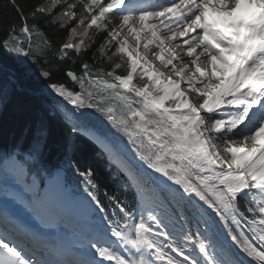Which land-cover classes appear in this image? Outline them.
<instances>
[{
  "label": "snow or ice",
  "instance_id": "6c2138e0",
  "mask_svg": "<svg viewBox=\"0 0 264 264\" xmlns=\"http://www.w3.org/2000/svg\"><path fill=\"white\" fill-rule=\"evenodd\" d=\"M0 50L68 127L56 164L45 116L0 149V264H264V0H0ZM29 71L0 66V111ZM77 134L122 190L73 159Z\"/></svg>",
  "mask_w": 264,
  "mask_h": 264
},
{
  "label": "trees",
  "instance_id": "16d2710c",
  "mask_svg": "<svg viewBox=\"0 0 264 264\" xmlns=\"http://www.w3.org/2000/svg\"><path fill=\"white\" fill-rule=\"evenodd\" d=\"M47 36L59 42L65 35L62 31H57L51 26L41 24ZM0 66H18L29 67V79L26 81L28 94L13 99L6 109L0 111V149H6L20 140L22 134L33 124L37 116H45L49 125V152L48 159L50 163L56 164L63 161V145L67 139L68 127L62 122L59 116L55 118L46 116V108L51 102L50 98L43 94H32L29 90H43L44 84L31 66L20 61L8 53L0 50ZM76 151L73 153V159L79 163L82 168H91L94 172V179L99 183L101 189L115 191L117 180L110 176V173L104 170V158L98 153V149L90 141L86 140L82 134H77L74 138ZM69 178L80 181L71 168L67 169ZM76 187V183L74 184ZM124 194V193H122ZM127 198L132 201V194L127 193Z\"/></svg>",
  "mask_w": 264,
  "mask_h": 264
},
{
  "label": "rangeland",
  "instance_id": "374dc122",
  "mask_svg": "<svg viewBox=\"0 0 264 264\" xmlns=\"http://www.w3.org/2000/svg\"><path fill=\"white\" fill-rule=\"evenodd\" d=\"M143 38V37H142ZM177 40H179V37H177ZM168 43H171L170 41L168 42ZM135 45H134V43H133V47H134ZM177 55H179V56H182V57H184V59H185V61H187V57H186V54L184 53V52H178L177 53ZM149 59H154L153 57H148ZM156 63V66H157V68H158V70H161V71H163V69L160 67V65H159V62L157 61V62H155ZM178 67H180V66H182V65H180V64H178L177 65ZM44 88V87H43ZM108 103L109 104H111L112 102L111 101H108ZM69 108H71V106L69 105L68 106ZM90 110V112H92V111H94V110H91V109H89ZM117 112L119 113V108L117 107ZM96 116H97V119H93L90 123L93 125V126H96V127H101L102 125H106L107 124V121H105V120H103L101 117H99V114H96ZM125 143H126V141H125ZM103 151V150H102ZM104 152V151H103ZM106 158L108 159V161H109V158H108V156L106 155ZM114 166L116 167V165L114 164ZM150 171V170H149ZM156 175H159V174H156Z\"/></svg>",
  "mask_w": 264,
  "mask_h": 264
},
{
  "label": "bare ground",
  "instance_id": "6f19581e",
  "mask_svg": "<svg viewBox=\"0 0 264 264\" xmlns=\"http://www.w3.org/2000/svg\"><path fill=\"white\" fill-rule=\"evenodd\" d=\"M151 60V59H150ZM251 145H249V147H250ZM102 149V148H101ZM145 192V191H144ZM144 192H143V198H144V200H143V202L146 204V205H150L151 204V202L149 201V200H147V198H146V194L144 195ZM146 193H149L148 191L146 192ZM149 195V194H148ZM149 199V198H148ZM147 200V201H146ZM149 201V202H148Z\"/></svg>",
  "mask_w": 264,
  "mask_h": 264
}]
</instances>
